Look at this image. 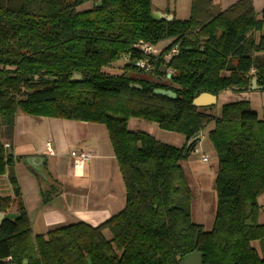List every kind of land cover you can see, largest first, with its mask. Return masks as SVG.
Segmentation results:
<instances>
[{"label":"trees","instance_id":"16d2710c","mask_svg":"<svg viewBox=\"0 0 264 264\" xmlns=\"http://www.w3.org/2000/svg\"><path fill=\"white\" fill-rule=\"evenodd\" d=\"M87 2L90 8L79 10ZM153 4L0 0L1 136L13 138L18 112L103 124L126 190L124 208L98 225L79 221L33 235L13 157L0 143V175L9 167L13 189L0 209L14 201L19 206L15 219L0 224V264H180L196 251L203 264H264L253 245H264L258 200L264 194V118L247 99L224 103L219 115L209 112L215 106L193 104L203 92H247L254 79L264 90V9L257 13L253 0H237L215 12L213 0H191L188 18L167 20L153 18ZM165 39L171 42L157 54L138 46ZM122 56L128 61L121 74L105 70ZM143 60L148 65L138 66ZM132 118L181 133L185 142L174 146L131 130ZM210 124L217 196L206 229L193 220L182 162L201 137L190 147L189 140ZM61 191L52 181L41 190L43 202Z\"/></svg>","mask_w":264,"mask_h":264},{"label":"crops","instance_id":"0c3cea01","mask_svg":"<svg viewBox=\"0 0 264 264\" xmlns=\"http://www.w3.org/2000/svg\"><path fill=\"white\" fill-rule=\"evenodd\" d=\"M213 1L222 11L237 0ZM153 3V8L178 19L191 14L190 7L179 13L169 0L162 5L154 0ZM253 4L257 13L264 9V0H253ZM0 143L4 144L7 155L13 157L11 167L21 187L33 235L79 221L98 225L124 208L125 185L103 124L18 112L13 138L6 139L0 134ZM72 151H83L89 157L79 163ZM8 168L0 175V199L13 196ZM52 181L59 182L62 191L45 203L41 190L47 189ZM258 200L259 221L264 223V194ZM18 213L16 201L5 211L0 209V224L5 218L15 219ZM253 245L264 256V245L260 241H254Z\"/></svg>","mask_w":264,"mask_h":264},{"label":"rangeland","instance_id":"374dc122","mask_svg":"<svg viewBox=\"0 0 264 264\" xmlns=\"http://www.w3.org/2000/svg\"><path fill=\"white\" fill-rule=\"evenodd\" d=\"M165 0H154L157 5H162ZM171 7H178L179 13L186 7L191 8V0H169ZM92 2H87L79 7V10H85L90 8ZM215 12H218V8L215 7ZM171 42L170 39L162 40L156 49V54ZM128 61L127 57L122 56L119 62L114 63L105 70L115 74H121L124 63ZM143 75V74H142ZM141 76V75H140ZM136 76V77H140ZM149 77V76H148ZM151 78V77H150ZM155 79V77H153ZM164 80V79H163ZM247 99L252 104V109L255 111L260 118H264V90L261 88L251 87V89L244 93H234L231 90L221 92L218 97L217 103L209 112L219 115L221 112V106L229 101ZM213 126L210 124L202 133L200 141L196 148L199 152H192L188 160L182 162V166L185 169L189 184L193 192L192 201V216L193 220L197 223L204 224L206 229H209L212 225L215 208H216V191H215V178L217 174L218 156L213 150L211 142L208 138V132ZM129 129L145 131L158 140L171 144L174 146H182L185 142V136L181 133L168 131L160 128L158 124L154 122H147L137 118H132L129 121ZM209 155V161L204 162L202 160V154ZM106 235L110 237V234L106 232Z\"/></svg>","mask_w":264,"mask_h":264},{"label":"water","instance_id":"95a60500","mask_svg":"<svg viewBox=\"0 0 264 264\" xmlns=\"http://www.w3.org/2000/svg\"><path fill=\"white\" fill-rule=\"evenodd\" d=\"M99 4L101 3V1L98 2ZM152 16L154 19H162L165 18L167 20H172L173 19V15L171 13H167V12H163L160 10H157L155 8L152 9ZM188 50H191V47L187 48ZM169 76H171V74H169ZM81 78L80 75H73L72 79H78ZM132 87H137V88H141L140 85L138 84H132ZM253 87L256 88H260L257 85V81L256 79L253 80ZM155 94H159V95H163V96H167V97H171V98H176V94L171 91V90H165V89H156L154 91ZM217 103V96L215 94L212 93H208V92H203L200 95H198L194 100H193V104L195 106H213L214 104ZM201 133L202 132H198L195 136H193L189 142H188V147H190L199 137H201ZM36 160H41L40 158H36ZM89 264H91V262L89 261ZM180 264H203V257L202 254L200 252H192L187 254L184 259L181 261Z\"/></svg>","mask_w":264,"mask_h":264},{"label":"built area","instance_id":"2783aa9c","mask_svg":"<svg viewBox=\"0 0 264 264\" xmlns=\"http://www.w3.org/2000/svg\"><path fill=\"white\" fill-rule=\"evenodd\" d=\"M138 46H139L144 52H146V53H154V54H156V52L158 51V50L155 48V46H152V45H150V44H148V43H140ZM178 49H179V45L177 44V45H175V46L172 48L171 53L169 54V57L172 56V54L177 53ZM137 65L140 66V67H146L148 64L146 63L145 60H143V61H139V62H137ZM48 145H49V144H48ZM194 151L199 152V149H198V148H195ZM72 156H73V157L76 159V161L79 162V163L83 162L84 160L88 159V157H89V155H88L87 153L83 152V151H82V152H79V153L76 152V151H72ZM202 160H203L204 162H208V161H209V155L203 153V154H202Z\"/></svg>","mask_w":264,"mask_h":264}]
</instances>
